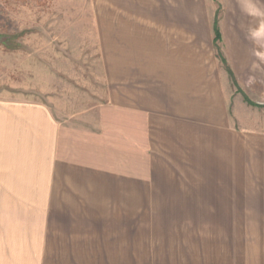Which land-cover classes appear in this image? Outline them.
Segmentation results:
<instances>
[{
  "label": "crops",
  "instance_id": "crops-1",
  "mask_svg": "<svg viewBox=\"0 0 264 264\" xmlns=\"http://www.w3.org/2000/svg\"><path fill=\"white\" fill-rule=\"evenodd\" d=\"M183 8L131 0L108 14L106 92L89 119L0 99V264L130 260L132 241L147 243L131 238L129 202L146 206L163 182L185 184L196 210L218 205L264 230V114L232 102L214 27L196 30ZM254 19L239 29L224 19L221 42L236 82L264 92ZM247 241L229 264H264V236ZM190 251L187 264H212Z\"/></svg>",
  "mask_w": 264,
  "mask_h": 264
},
{
  "label": "rangeland",
  "instance_id": "rangeland-1",
  "mask_svg": "<svg viewBox=\"0 0 264 264\" xmlns=\"http://www.w3.org/2000/svg\"><path fill=\"white\" fill-rule=\"evenodd\" d=\"M130 1L0 0V99L44 105L57 119L92 117L90 110L104 101L106 92L102 44L111 23L108 14L129 11ZM180 6L196 15V30L207 29L208 23L222 29L224 19L232 29L245 28L248 16L264 32V0H180ZM256 38L264 41V36ZM216 47L228 72L232 102L264 114L263 90L239 85L229 72L223 42L217 40ZM162 185L146 206L139 197L131 198V220L137 224L131 238L141 237L147 244L132 241L131 259L114 264H187L188 247L192 255L208 253L212 264H229L244 247L241 243L264 236V230L247 227L244 213L220 212V206L207 204H199L204 211L196 210L185 184L182 192L169 189V182Z\"/></svg>",
  "mask_w": 264,
  "mask_h": 264
},
{
  "label": "trees",
  "instance_id": "trees-1",
  "mask_svg": "<svg viewBox=\"0 0 264 264\" xmlns=\"http://www.w3.org/2000/svg\"><path fill=\"white\" fill-rule=\"evenodd\" d=\"M214 32H215V45H216L217 40H221L220 28H219V26H216V24L214 25ZM229 72L232 74L231 70H229Z\"/></svg>",
  "mask_w": 264,
  "mask_h": 264
}]
</instances>
